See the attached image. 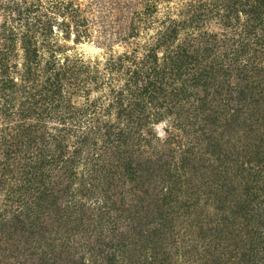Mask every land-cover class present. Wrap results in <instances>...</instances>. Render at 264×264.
I'll return each instance as SVG.
<instances>
[{
  "label": "trees",
  "instance_id": "16d2710c",
  "mask_svg": "<svg viewBox=\"0 0 264 264\" xmlns=\"http://www.w3.org/2000/svg\"><path fill=\"white\" fill-rule=\"evenodd\" d=\"M161 2L0 0V112L20 116L1 123L0 165L25 171L22 180L5 172L3 181L4 187L15 181L13 197L6 195L11 208L0 211V233L15 255L22 245L42 264L63 257L65 264H172L166 248L185 229L201 248L194 247L193 258H208L209 251L214 264H235L227 253L237 250L244 263L264 264V255H251L264 251V0H192L164 18ZM107 3L99 26L108 33L104 40L116 27V39L132 48L105 60L59 56L57 29L74 31L76 40L87 36L85 13ZM95 91L102 93L94 97ZM78 96L86 98L81 106ZM164 121L166 139L153 131ZM155 138L160 147L139 157ZM95 141L115 154L109 164L101 154L89 160L91 173L104 175V188L99 193L92 179L70 194L74 160L63 155L72 147L92 149ZM190 145L212 149L213 176L202 196L183 178ZM177 151L179 161L165 160ZM14 154H28V162ZM113 174L131 176L132 185L115 183ZM143 237L159 243L163 257L157 246L148 255L108 258L96 249L104 240Z\"/></svg>",
  "mask_w": 264,
  "mask_h": 264
},
{
  "label": "rangeland",
  "instance_id": "374dc122",
  "mask_svg": "<svg viewBox=\"0 0 264 264\" xmlns=\"http://www.w3.org/2000/svg\"><path fill=\"white\" fill-rule=\"evenodd\" d=\"M81 1L83 4H87L89 1L92 0H79ZM161 10L159 13V17L160 18H164V15L170 11L171 13L175 14V16H177V12L178 9L181 8V10H187L189 9V5L192 2V0H161ZM110 3L107 4H101L100 7L96 6V4H94V9H89L88 12L85 13V16L88 17L89 19V25L88 27H90L89 29V33L87 34V36H83L82 38H80L79 40H76L75 33L74 31H72L70 33L69 36L65 35V33L63 32V30H59L56 32V34H54V40H56V46L59 47L60 49L57 51V54L60 56H65V55H71L74 56L76 54L79 55H83L85 57V59H95V58H100L105 60L111 53H122L128 49H131L133 44L131 42H121L118 38L116 39V27H114V29H112V37L110 35H108L107 40H104V35L103 34H108L107 31L105 30L104 26H101V28L99 27L101 22H102V17L100 16V14H107L110 10ZM117 15L113 16L112 20H116ZM120 16V15H119ZM120 18V17H119ZM156 27L159 26V22H157V24L155 25ZM158 28V27H157ZM74 30V29H73ZM156 30V29H155ZM151 33H154V28H151L149 31H145L143 30V34L142 37L140 39V42L142 44H144L147 39L149 38V36H151ZM132 44V45H131ZM101 91H95L93 93V96L98 97L99 95H101ZM86 98L85 96H78L75 98V103L77 104V106H81L84 102H85ZM0 105H4L3 101H1ZM5 118H9L14 122H18L20 120V116L17 115V117L15 116V114H10L8 116H5L2 112H0V127L4 126L3 123ZM166 122H162L160 124H158L157 126H155V128H153V131H155L156 133H160L163 139L167 138V133L165 131V129L167 128V124H165ZM53 122L51 123V126H53ZM94 142V141H93ZM159 141L155 138L153 140L152 145L148 146L146 145V149L147 151H145V153L141 154L139 157H142L143 155H148L151 151H153L156 147H158L159 145H157ZM189 146V144H188ZM160 147V146H159ZM111 148H113V146H106L105 143L100 142V141H95L94 145H92V149L91 148H87L84 147V150H82L81 152L79 151V153H76V151H74L72 153L71 150H75L74 147L69 148L68 152L66 151L65 155H63L65 157V160H69L71 157H73V160H71V163L73 164V170L75 171V175H74V181L73 184L71 185V188L69 190V193H76L78 192L79 188L82 187V185L86 182V181H91L92 179L94 180L95 183L97 184V187L99 188V193L101 192V189L104 188L102 180L104 179V175L103 174H98L96 172L91 173V168L94 165L95 161L93 162V164H90V159L93 158H97L99 156V154H101V158L106 157L105 160H103L104 162H106V164H109V162L114 161L115 159V154L113 152H111ZM184 148V147H183ZM209 148V149H208ZM193 149L199 150L197 152V156L194 159L193 157ZM115 150V149H113ZM190 153L191 156H187L188 158V163L186 165H184V167H182V172H183V178H185L186 182L188 183L189 187L192 189V191L195 194H198L200 196L205 195L206 193H200L201 190H204L206 187V180H208V176L210 175L211 177L213 176L212 171L207 168V166L209 165L211 167V165L213 164L212 161V155H211V151L212 149L208 146V145H197L194 148V145L191 146L190 145ZM106 152V153H105ZM19 153V152H17ZM72 153V154H71ZM169 155H171V153H168ZM72 155V156H71ZM28 154L26 156H24V154L21 155V157H19V155L16 156V154H14L15 159L18 161V159H20V162L22 165L26 164L28 162ZM174 157L171 156H165V160L170 158V161L172 160H178L179 161V157H181V154L179 155V151L176 152V154L174 155ZM193 157V158H192ZM167 161V160H166ZM103 164V163H101ZM173 166H178V162H175V164H173ZM201 166L202 168H200L198 171H194V168ZM106 167H110L106 166ZM113 168V167H112ZM62 170H65L64 168H62ZM8 172L10 174V176L17 178V180H19L21 178V180L24 178L25 176V171L24 170H12V171H7L5 169V167L3 166V161L2 164L0 165V211L3 210V206H7L9 208H11L9 205H11V202H7V196L10 197L12 196V194H10V192H12V189H14V180H11V184L7 185L4 187V173ZM115 174V173H114ZM114 181L115 183L122 184L123 181L126 182L125 186L132 185L131 181L132 177L129 176L130 180H128L126 177L123 176H119L116 175L114 176ZM65 175H67V173H65ZM123 178V179H121ZM121 179V180H119ZM92 180V181H93ZM82 182V183H81ZM100 182V183H99ZM205 182V183H204ZM220 182V179H219ZM210 181L208 183V189H210ZM242 183L238 184V188L241 186ZM199 187V188H198ZM238 188L236 190V192L234 193L237 194ZM117 187H114L112 189V191H116ZM7 195V196H6ZM79 196V195H77ZM127 199H130V201H128L129 203H134L135 201H133V199L131 200L132 195H124ZM13 197V196H12ZM69 200H76V196L75 198L72 199V197L68 198ZM202 199V197L200 198ZM3 202V204H2ZM7 204V205H4ZM131 204V205H132ZM93 205V203L87 202V206ZM212 209V208H211ZM69 213V212H68ZM71 217H74L73 215ZM186 219L181 218L179 220V222L185 221ZM189 222V221H188ZM7 230V229H6ZM178 233L177 236L178 239L176 241L171 240L172 244L166 248V252H168L169 254V262H172V264H214L212 262V258H213V252L212 255L210 254V252H205V253H209L208 258H202V259H197V258H193V256L195 255L196 251L194 250V247H197L199 249H201L199 247V244L197 243L196 240H193L194 237H196L194 235V233L192 234H184L183 232H185V229H178ZM2 235V236H1ZM197 239V238H196ZM74 240V241H73ZM75 240H77V236H72L70 238V240L68 242H71L72 245L75 242ZM153 239H147L145 237L141 238L139 241H135V239H123L122 243L119 241H114V240H104L101 241L97 246L96 249L99 250V253L102 254V256H106V258L114 256V255H118V254H124V253H129V255L131 254H135V256H139V255H144V253H146V255H148L150 253V248H153L155 246H157L158 248V255L163 257V250H159L160 249V245L159 243L156 244V241H151ZM243 242V241H242ZM186 244V245H185ZM240 246H241V242H240ZM232 248H236L235 246H233ZM32 247H27L26 249L24 247H22L21 245V251L22 253H25V255H15L16 254V249L13 245L9 244L7 242V240L4 238V233L1 232L0 233V264H42L41 263V258L39 259L40 256H37L35 254H33L32 256L29 257V255L31 254L32 251ZM239 249V248H236ZM145 250L142 254H140V251ZM192 250V254L189 255V251ZM36 251V248H35ZM236 254L231 256L230 253H227V257L231 258L233 261H235V264H246L243 261H246V259L244 257H241L240 253L235 250L234 251ZM256 252V253H254ZM29 253V255H28ZM105 254V255H104ZM110 254V255H108ZM80 255V253L78 254V256ZM251 255L253 257L259 258L260 256L264 255V251L261 250L260 247H258L255 251H253L251 253ZM77 256V258H78ZM190 257V261L186 262L185 258L186 257ZM197 256V255H196ZM88 257V256H87ZM223 260H225L223 258ZM252 260V258H251ZM66 262H68L67 258H62L59 259V264H65ZM105 262V261H104ZM243 262V263H242ZM247 262H250V260H248ZM264 262V260H263ZM163 264V262H162Z\"/></svg>",
  "mask_w": 264,
  "mask_h": 264
}]
</instances>
